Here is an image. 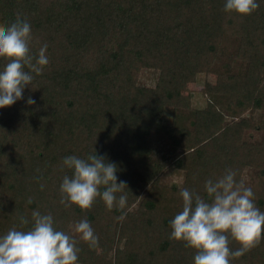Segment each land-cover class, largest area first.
Masks as SVG:
<instances>
[{"label":"trees","instance_id":"trees-1","mask_svg":"<svg viewBox=\"0 0 264 264\" xmlns=\"http://www.w3.org/2000/svg\"><path fill=\"white\" fill-rule=\"evenodd\" d=\"M18 15L31 23L32 54L46 43L49 63L0 108V234L39 209L76 237L79 264H194L196 250L170 238L181 188L207 199V178L232 168L243 179L254 169L245 184L264 211V3L239 15L224 0H0V28ZM141 69L157 71L155 85H137ZM203 71L216 82L205 84L193 129L166 122L168 108L183 106L184 84ZM251 130L262 132L258 142L243 140ZM94 149L127 182L123 210L99 197L89 209L60 203V182L71 175L62 158ZM169 167L183 171L180 185L161 183ZM81 218L98 246L75 233ZM232 264H264V237Z\"/></svg>","mask_w":264,"mask_h":264},{"label":"clouds","instance_id":"clouds-1","mask_svg":"<svg viewBox=\"0 0 264 264\" xmlns=\"http://www.w3.org/2000/svg\"><path fill=\"white\" fill-rule=\"evenodd\" d=\"M261 3L264 0H224V10L249 15ZM31 40L32 26L27 18L18 15L0 28V57L7 60L0 66V108L21 99L34 75L41 74L49 63L47 44L34 55ZM27 104H35V100L29 97ZM61 166L71 170L59 185L61 204L89 209L99 197L108 209H125L127 182H117L118 167L104 154L98 155L94 149L86 157L66 155ZM203 189L207 199L193 189H180L182 210L169 222L170 238L196 250L194 264H232L264 237V211L257 206L252 187L237 179L232 168L207 178ZM28 203H32L31 198ZM18 221L0 234V264H79L76 237L59 229L51 212L33 209L31 218L20 214ZM74 231L89 247L98 246L99 237L87 218L76 221ZM232 240L240 247L232 249Z\"/></svg>","mask_w":264,"mask_h":264},{"label":"rangeland","instance_id":"rangeland-1","mask_svg":"<svg viewBox=\"0 0 264 264\" xmlns=\"http://www.w3.org/2000/svg\"><path fill=\"white\" fill-rule=\"evenodd\" d=\"M157 81V71L155 69H141L137 77V85L141 87H151ZM216 82V74L211 71H203L197 73L194 80L186 82L181 93L183 106L179 108H168L164 115L166 122H172L178 127H183L188 130L193 129L194 114L196 108L203 107L207 102V94H205V84H214ZM256 120L260 119V111L253 113ZM262 132L260 130L245 131L243 140L247 142H258L261 139ZM105 156H107L105 154ZM256 170L245 168L242 177L245 183L252 184L255 179ZM184 173L182 170L169 167L161 175L160 181L165 185L176 184L180 185L183 181ZM128 248L129 242L122 244Z\"/></svg>","mask_w":264,"mask_h":264}]
</instances>
